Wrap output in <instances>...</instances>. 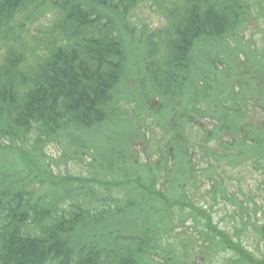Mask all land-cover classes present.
Segmentation results:
<instances>
[{
	"label": "trees",
	"instance_id": "trees-1",
	"mask_svg": "<svg viewBox=\"0 0 264 264\" xmlns=\"http://www.w3.org/2000/svg\"><path fill=\"white\" fill-rule=\"evenodd\" d=\"M141 1L0 0V152L13 149L27 159L29 175L0 183V264H264L240 240L248 229L263 232L264 225L251 223L250 215L264 208L250 196L229 200L217 171L222 164L235 168L249 161L264 174V123L247 121L250 111L257 114L256 106L264 111V82L253 95L243 89L223 94L224 87L215 84V73L223 72L214 69L213 52L225 38L242 48L239 32L261 4L162 0L167 25L152 32L145 28L136 37L131 17ZM247 52L251 62L256 53L250 46ZM139 60L145 66L135 68ZM128 76L146 87L149 102L153 96L158 100L144 117L173 134L165 152L142 163L128 149H107L97 137L104 125L131 124L118 106ZM249 97L253 109L246 108ZM188 124L202 132L196 145L185 134ZM140 129L139 124L138 135ZM56 138L78 161L85 154L93 166L100 159L115 160L93 169L109 172L102 177L113 175L101 191L125 189L123 200L108 199L83 178L61 180L59 188L49 165L38 164L43 146ZM196 148L199 153L189 152ZM12 164L8 155L6 164L0 163L3 170ZM200 179L213 201L220 197L237 210L229 216L231 232L213 222L211 211L189 202L187 187L197 188ZM176 211L181 215L175 226ZM189 219L193 224L187 227ZM177 226L185 227L184 238L171 242ZM98 227L105 233H97Z\"/></svg>",
	"mask_w": 264,
	"mask_h": 264
},
{
	"label": "rangeland",
	"instance_id": "rangeland-1",
	"mask_svg": "<svg viewBox=\"0 0 264 264\" xmlns=\"http://www.w3.org/2000/svg\"><path fill=\"white\" fill-rule=\"evenodd\" d=\"M252 2L260 3L261 8L255 6V11L253 14V18H250L247 25H245L242 30L239 32L241 36L242 48L236 49V39H224L222 41L213 46V52L216 53L214 57L219 58L214 60L216 63L214 64V69L217 68L219 71L223 72V74H219L217 71L215 74L217 75V81L215 84L218 88H223L224 93L228 94L229 91L233 90L235 92H240V89H243L247 92V95H253L257 91L260 90V83L264 82V0H251ZM162 0H142L139 6L133 11L131 21L133 27L134 36L139 37L140 33L143 29L146 28L148 32H152L162 28L167 25V19L162 11ZM261 11V12H260ZM260 14V15H259ZM262 14V15H261ZM51 19L53 15L49 16ZM236 40V42H235ZM2 44V42H0ZM228 45V48L226 46ZM246 45V47H245ZM247 46H250L251 49L254 50L256 56L254 60L251 62L248 60L250 53L247 52ZM245 47V48H244ZM234 49L238 51L237 54L234 53ZM242 49V50H241ZM246 49V51H245ZM224 50V52H222ZM134 62V59L132 58ZM143 60H139L135 66L141 67L145 66L142 62ZM142 62V63H141ZM221 62V63H219ZM247 63H250L247 65ZM246 65V66H245ZM144 82V79H143ZM233 85L232 89L230 88ZM140 86V85H139ZM138 86L136 78L134 76H128L125 80L123 87L120 90L119 99L123 100L119 102V111L125 112L129 118L128 121L131 124L123 127L120 124L118 125H104L98 130L97 137L100 139V144L105 145L107 149L111 148L116 151H120L122 148L128 149L129 153H135L137 155V159L139 163L146 161L148 158L155 159L160 154V152H165V143L168 141L169 137L173 136V134H169L165 132L163 128L158 126L156 122L149 116L144 117V111L147 112L151 106H156L158 100L155 96L152 97V101L149 102L146 96V87ZM147 86V82H146ZM130 99L129 102H125V98ZM258 99V98H257ZM142 101V102H141ZM257 105V104H256ZM255 106L254 98L249 97L247 100L246 108L253 109ZM259 106V105H258ZM256 106L257 114L248 113L247 121H263L264 123V111L260 109V107ZM245 109V108H244ZM260 111V112H259ZM165 114L167 112L162 110L161 117L162 120L165 119ZM257 118V119H256ZM206 124H209L208 121H205ZM133 124V126H132ZM141 125V131H143L144 136L136 130L138 125ZM197 129L188 124L184 126L185 134L188 136V141L196 145L198 139L202 138V132L196 131ZM95 133V132H94ZM93 133V134H94ZM37 133L34 131L30 141ZM92 134V135H93ZM108 138L104 144L102 141ZM223 140H227L228 137L224 136ZM3 140L0 138V143ZM114 143V144H113ZM177 146V150L179 147V142H175ZM118 144V147L116 145ZM63 140L61 138H56L51 141H48L42 150V156L38 161L40 168L47 167L49 165V172L52 177H54L58 181V187H62V181H66L67 178H83L90 181L88 184L93 186L94 188L101 191V186L103 183L112 182L113 175H106L105 177L103 173H109L106 170L101 171L98 168V174L94 171V166H99V168H103V166H113V163H110L107 160H99L97 163L94 162V166L92 165L90 155L85 154L80 161L71 158L68 156V152H65L63 149ZM30 144L27 148H30ZM212 150H218L217 142H212L210 145ZM160 149V150H159ZM198 148L196 151L189 150V152L199 153ZM159 150V151H158ZM164 150V151H162ZM10 154H4L0 152V163L6 164L7 155L10 156L13 160V164L8 167L7 170L2 169V164L0 165V183L7 185L8 180L20 178L21 180L27 179V171H26V162L27 159H19L15 154L16 151L11 149ZM71 156H74L70 153ZM198 157V154H196ZM135 155L133 154V158ZM3 161V162H2ZM42 164V165H41ZM92 165V166H91ZM118 164H116V167ZM96 168V167H95ZM219 175L223 174L222 180L223 185L226 191V195L229 200L232 197L237 199L238 202L244 201L246 196L251 197V201H256L257 204L264 208V174L260 171H257L254 166L248 161L243 164L230 168L225 164H222L217 170ZM115 178H119V173H113ZM29 176V175H28ZM47 176H49L47 174ZM11 178V179H10ZM3 179V180H2ZM121 180V179H119ZM123 181V180H122ZM121 181V182H122ZM199 186L194 188V186L188 185L187 187V195L189 197V202L194 203L195 205L202 207L204 210L211 211V216L213 218V222L218 224L220 228L225 229L229 232L232 231L233 221L229 218V216H233L237 210L233 207L231 203L227 200H222L220 197H217L216 202L211 199L209 195L205 193L208 183L203 179H200L197 182ZM90 187V186H86ZM39 188V184L33 186V189L37 190ZM58 188V189H59ZM75 190H79L80 186L78 184H73L72 187ZM101 193L106 196L108 195V199L110 197L119 199V202L123 200L125 197L126 191L125 189H116L112 192L111 195L108 194L106 189H103ZM114 204L111 206V209L114 210ZM93 207L100 209L98 205H93ZM212 207V209H210ZM252 208V205H250ZM188 212V209L185 210ZM185 212V213H187ZM264 212V209H263ZM180 212H175V226L177 225V217L179 218ZM250 221L256 222L258 226L264 225V213H258L250 215ZM237 230L242 231L241 221H237ZM192 219H189L188 223L185 225L189 227L192 225ZM201 226V223L197 225V228ZM185 227H175L172 231V239L171 242H175L181 237H183V232ZM187 229V228H186ZM104 227H98L96 229L97 233H105ZM191 230H187V234L190 233ZM263 232L256 234L252 229H248L243 233V237L240 239L241 243L249 250L253 252L255 255L259 256L257 253L260 252L264 254V229ZM106 238V237H105ZM184 238V237H183ZM197 248L193 250V260H195L198 256ZM229 256V253L225 257ZM222 254L220 258H223ZM219 258V259H220Z\"/></svg>",
	"mask_w": 264,
	"mask_h": 264
},
{
	"label": "flooded vegetation",
	"instance_id": "flooded-vegetation-1",
	"mask_svg": "<svg viewBox=\"0 0 264 264\" xmlns=\"http://www.w3.org/2000/svg\"><path fill=\"white\" fill-rule=\"evenodd\" d=\"M251 253H253V252H251ZM257 254L259 255V256H257V258L264 262V254H262L260 252H258Z\"/></svg>",
	"mask_w": 264,
	"mask_h": 264
}]
</instances>
